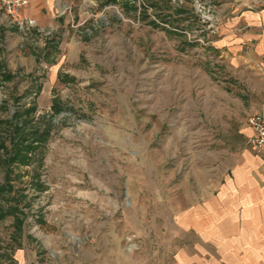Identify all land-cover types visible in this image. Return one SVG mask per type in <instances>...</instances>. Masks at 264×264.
Masks as SVG:
<instances>
[{
	"label": "rangeland",
	"instance_id": "374dc122",
	"mask_svg": "<svg viewBox=\"0 0 264 264\" xmlns=\"http://www.w3.org/2000/svg\"><path fill=\"white\" fill-rule=\"evenodd\" d=\"M248 1L62 0L46 26L0 21V264H258L260 234L245 246L219 201L250 114L214 44ZM20 123L50 132L10 163Z\"/></svg>",
	"mask_w": 264,
	"mask_h": 264
},
{
	"label": "crops",
	"instance_id": "0c3cea01",
	"mask_svg": "<svg viewBox=\"0 0 264 264\" xmlns=\"http://www.w3.org/2000/svg\"><path fill=\"white\" fill-rule=\"evenodd\" d=\"M61 1L31 0L23 15L35 18L41 27L46 26L53 22ZM220 32L214 44L217 50L215 62L225 64L233 82L240 86L239 97L243 103L247 102V112L264 115V8L238 14L221 27ZM246 125L248 137L251 130ZM245 154L235 163L234 179L225 193L219 194V201L222 202L220 210L224 211L220 215L247 218L242 225L238 223L233 231L240 232L243 228L245 246L249 234H260L250 246L258 244L261 251L255 261L264 264V161L251 150Z\"/></svg>",
	"mask_w": 264,
	"mask_h": 264
},
{
	"label": "built area",
	"instance_id": "2783aa9c",
	"mask_svg": "<svg viewBox=\"0 0 264 264\" xmlns=\"http://www.w3.org/2000/svg\"><path fill=\"white\" fill-rule=\"evenodd\" d=\"M31 0H0V21L6 26L11 25L19 30L35 28L38 22L35 18L23 15ZM245 7L250 9L255 6L264 8V0H252L244 2ZM251 130L247 143L250 150L260 156L264 161V115L253 113L247 119Z\"/></svg>",
	"mask_w": 264,
	"mask_h": 264
},
{
	"label": "trees",
	"instance_id": "16d2710c",
	"mask_svg": "<svg viewBox=\"0 0 264 264\" xmlns=\"http://www.w3.org/2000/svg\"><path fill=\"white\" fill-rule=\"evenodd\" d=\"M111 1L116 2L117 0H111ZM3 76H5V77L7 76L6 72H5V74H3ZM7 78H9V77H7ZM4 79H6V78H4ZM29 111L33 112V109L32 108L28 109L26 112H29ZM18 114H19V112L16 111V115H18ZM10 119H12V117ZM10 119L7 121H1L0 123L5 122L7 125V123L12 121ZM23 125H24L23 123H20V124H16L13 127V130H12L13 136L12 137L15 138V140L12 141V144L14 147V156L9 160L10 163L14 159H18L23 163L29 162L31 159L34 158V156L36 155L37 152L43 151V149L41 150V148L43 147L45 140L49 136V132H50L49 126H47L45 130L40 131L39 128L25 130ZM17 147H19L18 150H17ZM20 147H24V148L19 150ZM8 187L10 188V186H7V183L0 184V196L4 193V191ZM6 212H7L6 210H4L3 208L0 207V221L3 220V218L6 216ZM19 223H20L19 229H22V222L19 221Z\"/></svg>",
	"mask_w": 264,
	"mask_h": 264
}]
</instances>
